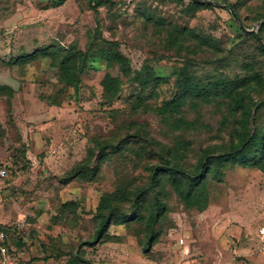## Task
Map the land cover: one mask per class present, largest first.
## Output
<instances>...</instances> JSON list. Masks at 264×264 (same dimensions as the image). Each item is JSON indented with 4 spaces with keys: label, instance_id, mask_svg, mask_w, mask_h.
I'll return each instance as SVG.
<instances>
[{
    "label": "rangeland",
    "instance_id": "374dc122",
    "mask_svg": "<svg viewBox=\"0 0 264 264\" xmlns=\"http://www.w3.org/2000/svg\"><path fill=\"white\" fill-rule=\"evenodd\" d=\"M212 1L0 0V84L15 88L0 92L6 264H264V163L227 164L222 181H209L203 211L166 179L136 208L149 166L169 157L194 169L204 149L237 140L243 115L231 98L185 96L188 83L239 81L255 113L264 100V0ZM93 5L105 40L95 42L77 88L49 58L18 60L51 45L85 49L97 35ZM107 75L117 88L105 87ZM178 96L179 109L168 110ZM258 110L247 128L264 129V105ZM91 153L94 178L87 170L63 182ZM106 194L124 215L96 239ZM156 196L165 208L151 221Z\"/></svg>",
    "mask_w": 264,
    "mask_h": 264
},
{
    "label": "trees",
    "instance_id": "16d2710c",
    "mask_svg": "<svg viewBox=\"0 0 264 264\" xmlns=\"http://www.w3.org/2000/svg\"><path fill=\"white\" fill-rule=\"evenodd\" d=\"M108 0H92L95 4H105ZM191 3L197 6H203L205 8L215 7V2L211 0H191ZM232 6V7H231ZM232 10L235 11L238 18L240 14L236 10L235 6L230 4ZM94 10L97 13V35L89 42L85 49L71 45L68 47L48 46L40 51H35L32 54L19 57L21 62H28L38 60L41 58H49L50 62L54 66H58L61 69V80L69 85H73L76 88L82 81V74L88 67V60L90 54L94 48L95 42L103 39L104 36L101 32L100 11L98 7L93 5ZM232 12V11H231ZM233 14V13H232ZM234 16V15H233ZM262 19V18H261ZM242 31L246 34H251L256 38H261L258 33L249 32L241 22ZM264 30V22L261 24L259 33ZM117 79L111 75H107L105 78L106 88H117ZM239 81L230 79L220 80L209 89L202 83H188L185 87V96H195L201 98L214 97H228L234 102L235 106L242 111V127L238 130L237 140H233L228 147L221 151L216 152L210 148L203 150L196 167L190 169L182 163L174 162L169 157H164L160 163L149 166V184L147 187H143L140 191L135 193L136 208L139 207L143 192L152 191L158 194V186L165 179L170 182L177 190L181 198L189 207H197L200 211L207 208L210 202L209 194V181H222L225 171L224 167L227 164H245L251 166L261 167L264 163V129L256 126L255 129L251 126L247 128V124L252 125L253 121H256V114L259 111L258 108L264 105V100L261 101L256 113L252 110L249 99L243 92L238 89ZM14 87L9 84H0V92H9L11 95L14 92ZM114 96V93L112 94ZM110 97V96H109ZM181 96H178L174 100L169 101L168 110H178L182 104ZM140 133L135 135L139 136ZM103 148V146H102ZM99 152L100 156L104 155V151ZM93 153H91L85 160V163L76 166L73 173L63 179V182L69 183L73 180V177L78 172H84L86 175L87 170L91 173V179L94 178L95 173L99 169V166L90 167V161ZM119 199L126 200L129 198V193L123 190L118 193ZM142 194V195H141ZM116 200L112 194H106L102 197L100 205L98 207L95 216L98 219V225L94 234L96 239H103L108 234L110 226L114 223L121 222L120 216L124 213L119 205L113 203ZM154 213L151 216V221L156 220L160 214H162L165 204H163L159 197H155ZM135 208V210H136ZM135 212V211H134ZM137 215L136 213L133 216ZM120 217V218H119ZM1 231H4L0 228ZM155 237V235H153ZM0 244L6 245V238L2 240ZM5 243V244H4ZM88 244H93L94 241H88ZM1 253V250H0Z\"/></svg>",
    "mask_w": 264,
    "mask_h": 264
},
{
    "label": "built area",
    "instance_id": "2783aa9c",
    "mask_svg": "<svg viewBox=\"0 0 264 264\" xmlns=\"http://www.w3.org/2000/svg\"><path fill=\"white\" fill-rule=\"evenodd\" d=\"M5 172H6L5 169H1V170H0V174H1L2 176L5 175ZM259 235H260L261 237H264V226L260 227V229H259ZM4 237H5V233H4L3 231H1V232H0V240L2 241V240L4 239ZM181 242L183 243L184 240L181 239ZM0 250H1V254L3 255V260L1 261L0 264H6V252H7V247H6L5 245H3V244H0ZM190 264H196V263L193 261V262H191Z\"/></svg>",
    "mask_w": 264,
    "mask_h": 264
},
{
    "label": "water",
    "instance_id": "95a60500",
    "mask_svg": "<svg viewBox=\"0 0 264 264\" xmlns=\"http://www.w3.org/2000/svg\"><path fill=\"white\" fill-rule=\"evenodd\" d=\"M211 1H212V0H211ZM212 2H214V1H212ZM224 6H226V7L230 8V9H231V11H232V13H233V15H234V17H235L237 20H239V18H238V16L236 15L235 11H234V10H232V8H231L229 5H224ZM252 30H254V29H252Z\"/></svg>",
    "mask_w": 264,
    "mask_h": 264
}]
</instances>
